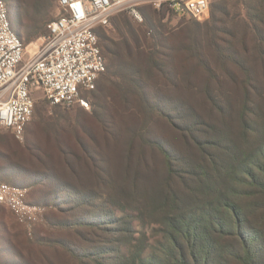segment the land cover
<instances>
[{
    "label": "rangeland",
    "instance_id": "obj_1",
    "mask_svg": "<svg viewBox=\"0 0 264 264\" xmlns=\"http://www.w3.org/2000/svg\"><path fill=\"white\" fill-rule=\"evenodd\" d=\"M1 1L26 62L58 15L56 0ZM211 2L201 21L149 7L139 8L138 21L116 9L97 31L106 68L94 92L83 94L85 105L53 107L34 92L22 137L0 131V182L27 189V203L40 212L35 222L21 224L0 207V230L14 226L19 234L41 226L50 264H75L64 247L88 264H115L136 248L142 256L163 251L162 215L195 211L213 195L216 169L264 139V26L258 23L264 0ZM53 139L68 142L74 154L84 147L94 162L78 158L76 176L60 166L56 205L43 206L34 202L40 192L30 176L43 177L38 163L51 165L44 149L55 171ZM49 213L55 217L46 223ZM251 214L263 216L264 208ZM220 243L224 252L238 248L236 242ZM5 259L13 258L0 253V263Z\"/></svg>",
    "mask_w": 264,
    "mask_h": 264
},
{
    "label": "trees",
    "instance_id": "obj_2",
    "mask_svg": "<svg viewBox=\"0 0 264 264\" xmlns=\"http://www.w3.org/2000/svg\"><path fill=\"white\" fill-rule=\"evenodd\" d=\"M211 5L212 2L202 20L209 17ZM158 12L174 16L166 10H159ZM258 23L264 26L263 19L258 20ZM100 28L95 30L96 34ZM16 36L18 37V35ZM99 46L104 60H106L100 41ZM259 48L261 58L264 56V38L261 39ZM94 90L87 93L94 92ZM242 117H244L243 114ZM243 125L245 129H248L245 121H243ZM44 142V146L49 144L46 141ZM33 144L35 147L37 146L34 141ZM51 146L58 158V161H54L56 164L55 171L53 162L49 160L48 153L44 149L42 150L43 159L50 162L51 165L49 168H45L42 167V163H38V168H43L45 171L43 177L30 176V180H34L32 185L40 192L34 202L43 206L56 205V194L60 187H56L57 175L55 172L59 173L60 166L64 165L73 176H76V165L79 163V159L80 161L90 162V165L94 162L92 157L85 152L84 147H78L80 153L78 156V151L77 154L71 153L68 142L53 139ZM67 159L75 162L74 167H68ZM216 171L218 177H216L214 188L211 187L212 190L210 189L213 195L205 201L201 199L200 205L195 211L185 212V210H180L176 213L171 212L162 215L160 225L163 227L161 229L164 241L161 244V247L164 246L163 251L158 248L153 255L142 256V249L138 250L136 248L129 256H124L123 259L116 258L114 263L212 264L217 262L228 264L231 259L236 264H262L264 260V215L254 217L251 211L257 213L264 208V139L261 138L257 146L252 147L251 150L241 152L240 156H231L224 167L220 166ZM4 173L5 171L1 170L0 175L5 176ZM59 182L62 184L63 181ZM66 188L72 192V187L66 186ZM43 191H47V193ZM72 193L75 194V192ZM167 200L168 198L166 202ZM170 204L173 206L172 202ZM53 217H55V213H49L44 216V221L48 223ZM3 224L2 222L1 227H4ZM58 227L67 228L65 223L59 224ZM13 230H15L14 226H12V230H9L8 227L0 230V244L2 245L0 253L13 258L11 260L5 259L0 264H50L47 261V242L40 236L41 232L45 231L41 226L34 227L31 232L27 233L22 230V233L18 234ZM44 234H46V231ZM224 240L236 242L238 248L230 252L221 251L223 244L220 242ZM57 244L61 243L57 241ZM63 249L65 255L69 259L71 258L75 264H88L83 261L84 255L75 253L71 248L64 247ZM27 254L30 259H25L24 256ZM37 259H40L39 263Z\"/></svg>",
    "mask_w": 264,
    "mask_h": 264
},
{
    "label": "built area",
    "instance_id": "obj_3",
    "mask_svg": "<svg viewBox=\"0 0 264 264\" xmlns=\"http://www.w3.org/2000/svg\"><path fill=\"white\" fill-rule=\"evenodd\" d=\"M212 0H56L57 17L47 25L36 56L24 62L25 48L12 31L6 5L0 0V131L21 138L34 110V92L50 106L85 105L83 94L93 91L105 72L97 28L109 25L123 7L141 21L139 8L166 10L197 21ZM27 189L0 182V207L21 224L37 220L40 208L26 202Z\"/></svg>",
    "mask_w": 264,
    "mask_h": 264
}]
</instances>
